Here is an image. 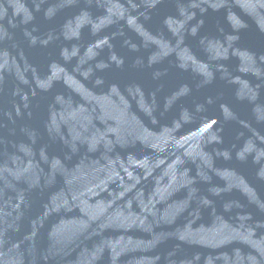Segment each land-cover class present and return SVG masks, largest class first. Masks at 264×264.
I'll list each match as a JSON object with an SVG mask.
<instances>
[{
  "label": "water",
  "instance_id": "95a60500",
  "mask_svg": "<svg viewBox=\"0 0 264 264\" xmlns=\"http://www.w3.org/2000/svg\"><path fill=\"white\" fill-rule=\"evenodd\" d=\"M0 264H264V0H0Z\"/></svg>",
  "mask_w": 264,
  "mask_h": 264
}]
</instances>
